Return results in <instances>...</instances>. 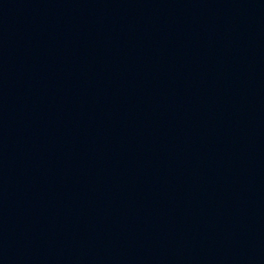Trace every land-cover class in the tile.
Listing matches in <instances>:
<instances>
[{
    "label": "water",
    "instance_id": "1",
    "mask_svg": "<svg viewBox=\"0 0 264 264\" xmlns=\"http://www.w3.org/2000/svg\"><path fill=\"white\" fill-rule=\"evenodd\" d=\"M0 264H264V0H0Z\"/></svg>",
    "mask_w": 264,
    "mask_h": 264
}]
</instances>
